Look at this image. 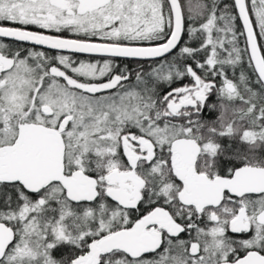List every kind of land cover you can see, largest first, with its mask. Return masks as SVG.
<instances>
[{
    "label": "snow or ice",
    "instance_id": "6c2138e0",
    "mask_svg": "<svg viewBox=\"0 0 264 264\" xmlns=\"http://www.w3.org/2000/svg\"><path fill=\"white\" fill-rule=\"evenodd\" d=\"M0 264H264V0H0Z\"/></svg>",
    "mask_w": 264,
    "mask_h": 264
},
{
    "label": "trees",
    "instance_id": "16d2710c",
    "mask_svg": "<svg viewBox=\"0 0 264 264\" xmlns=\"http://www.w3.org/2000/svg\"><path fill=\"white\" fill-rule=\"evenodd\" d=\"M232 2V0H221V3H231ZM241 39H243V38H241ZM86 57V56H85ZM84 56L83 57H81V58H85ZM123 64H128V65H130L132 68H135L136 67V64H135V62H132V61H123L122 62V65Z\"/></svg>",
    "mask_w": 264,
    "mask_h": 264
},
{
    "label": "flooded vegetation",
    "instance_id": "af4514ba",
    "mask_svg": "<svg viewBox=\"0 0 264 264\" xmlns=\"http://www.w3.org/2000/svg\"><path fill=\"white\" fill-rule=\"evenodd\" d=\"M62 35H65V36H67L68 34L67 33H62ZM27 47H30V46H27ZM81 57H83V56H81ZM85 57V56H84ZM82 59H89L88 57H85V58H82ZM123 66V65H122Z\"/></svg>",
    "mask_w": 264,
    "mask_h": 264
}]
</instances>
